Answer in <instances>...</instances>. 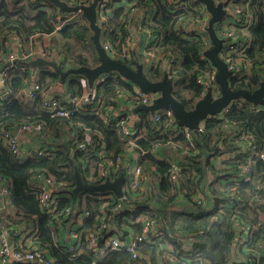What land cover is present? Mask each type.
Segmentation results:
<instances>
[{"label": "trees", "instance_id": "1", "mask_svg": "<svg viewBox=\"0 0 264 264\" xmlns=\"http://www.w3.org/2000/svg\"><path fill=\"white\" fill-rule=\"evenodd\" d=\"M64 1L71 3L74 0ZM229 3L242 8L241 18L235 22L238 23L239 33L245 32L247 35L249 47L245 57L251 63L249 74L229 77V87L252 93L264 83V0H229ZM139 8H143V12L140 11L144 16L135 30L142 38V33L150 38L145 48L149 57H179L168 71L160 65H149L146 76L156 82L167 74L173 82L172 94L175 99L186 110L193 109L206 92L208 86L205 81L214 69L209 60L203 57L204 52L211 48L209 36L202 28H205V9L193 0H185V4L178 8L167 0H127L125 6L120 8L108 4L104 20H98L101 26L100 42L102 46H108L105 52L114 60L129 65L137 63L143 69L150 58L138 52V39L136 33H132L134 24L131 23L132 12ZM66 15L59 13L45 0H0V69H3L4 82L0 87V132H13L22 123L40 124L46 129L48 138L42 146L54 149L49 157L18 158L0 146V178L9 192L5 198L7 204L0 209L2 225L6 222L12 226L23 224L32 230L37 229L35 246L47 249L54 264H130V256L125 251L112 252L103 259L93 260L85 248L83 254L75 256L66 247V240L61 241L59 234L67 229L57 224L66 219L65 208L71 207V216L78 211L89 212L83 225L77 229L84 239L99 227L98 216L101 206L106 203L108 205L101 215L106 214L110 221L114 218L120 229L115 231L109 228L102 236L117 234L126 240L129 232L141 235L142 225L135 222L139 214H144L151 227L164 234L165 242L173 248L169 253L159 245L145 241L137 244L140 258L147 257L150 264H264V255L255 256L264 244V226L255 209L247 204L252 197V184H234L231 179V174L239 166L245 165L244 159L248 155L244 145L235 146L241 133L250 135L256 150L264 152V107L243 99L233 101L223 119H206L198 130L186 137L173 116H160V121L155 123L149 112L134 114L133 108L126 102L122 104L129 108L128 115L113 114L112 121L105 122L101 114L117 107L119 92L131 94L133 85L117 74H106L107 78H101L89 88L84 77L71 75L63 83L62 95H55L60 105L68 107V100L79 99L83 94L89 95V103L66 117L51 116L43 108L44 94L55 90L60 80L59 74L49 68H33L22 63V60L4 67V58L11 53V36L18 35L27 44L31 39L46 36L49 44H46L45 56L55 61L62 70L95 67L98 54L90 39L92 32L81 14L78 20L56 29ZM192 25L204 30V39L181 37L185 29H191ZM152 37L158 40L153 41ZM198 79L203 82L199 83ZM211 84L217 86L215 81ZM29 86L33 87L34 97L31 101H24L20 91ZM216 92L218 94H213L212 90L213 95H219V91ZM127 117L132 130L137 128L139 131V139H134V136L129 140L122 139L120 131ZM85 134L100 142L96 151L106 156L124 157L128 150L139 155L143 179L133 189L125 179L128 190L123 198H109L110 194L114 195L109 191L104 194L84 191L73 194L76 169L83 182L89 183L87 172L81 170L84 154L75 143L82 141ZM65 143L68 147L64 146ZM226 152H233V155L224 161L216 159ZM85 158L89 159L88 156ZM168 161L177 164L174 171ZM89 163L95 173V155L90 157ZM122 169L121 165L119 173L112 180L122 174ZM251 171L253 178L264 179V162L255 158ZM38 174L51 176L70 187L67 191L70 198L58 200L55 215L43 214L35 194L29 190V179ZM173 175L175 178L171 180ZM104 195V199L99 198ZM198 196L204 199V206L197 204ZM231 199L245 201L219 208ZM117 203L121 207L119 212L112 210ZM244 224L250 228L249 239L244 247L233 248L237 225ZM182 238L194 240L191 243L193 253L188 260L179 257ZM15 241L22 243L23 239L16 236ZM163 253L174 258V261L160 258L162 262L159 263ZM140 263L149 264L142 260Z\"/></svg>", "mask_w": 264, "mask_h": 264}, {"label": "built area", "instance_id": "2", "mask_svg": "<svg viewBox=\"0 0 264 264\" xmlns=\"http://www.w3.org/2000/svg\"><path fill=\"white\" fill-rule=\"evenodd\" d=\"M64 1V0H63ZM92 0H74L71 3H67L71 6H80V5H88ZM121 3V0H103L102 3L99 4L97 8V21L104 20L105 14L108 12V4H115V2ZM124 4H126L127 0H123ZM170 4L175 6V8L181 7L185 4V0H167ZM215 3L224 2V10L227 11L229 14L225 16L219 23L214 24V30L216 35L223 40L222 47L218 53V57L226 64L227 69L231 72V76H245L249 74L251 69V63L249 59L245 57V52L249 47V41L247 40V35L245 32L242 34L239 33L238 29V21L240 20V12L241 7L238 5H233L231 3L227 4L229 0H213ZM234 2V0H232ZM141 11L143 8H139ZM143 12V11H142ZM207 13V12H206ZM80 13H72L67 14L64 16L63 19L59 21L56 25V29L59 30L64 27V24L71 22L72 20H78ZM210 16L208 13L204 15V24L205 28L202 27L205 31L208 26ZM237 21V22H235ZM197 25H192L191 29H185L183 34L181 35L184 39H204L205 32ZM207 32V31H206ZM141 34V33H140ZM144 38H149L142 33ZM43 38H47L44 36ZM11 41H13L17 46V51L11 52L8 55V60L14 65L16 60H22L23 62H27L30 60H34L36 58H43L45 60L49 59L45 56V50H40L43 45L39 43V40L42 39H35V41H29V43H25L22 41L21 37L18 35L11 36ZM153 41H157L156 37H152ZM150 40V38H149ZM10 42V41H9ZM148 46V43L145 42V46L142 49H138V52L141 55L149 57V53L145 50ZM103 49L106 51L108 46H103ZM264 56V55H263ZM204 57V55H203ZM147 68H144V71H148L149 65L156 66L160 65L162 68H166L168 71L171 68V65L174 61L179 58L178 56L174 55H165L162 58L152 56L149 57ZM101 78H107V75H102L96 82H98ZM212 81H215V69L213 72L208 75V79H206L205 83L208 87H211L213 90V86L211 84ZM198 82H203L202 79H198ZM4 82L2 79V86ZM1 87V86H0ZM207 87V88H208ZM216 90L218 91V87L215 86ZM33 87L29 86L26 87L22 91H20V96L24 101H31L34 97ZM218 94V92H216ZM213 95V97H218V95ZM45 100L43 101V108L45 112L51 116H61L66 117L74 112H77L81 107L87 105L85 103V99H70L67 101L69 107H63L60 105L59 100L56 97H52L48 99L49 94L45 93ZM157 93L146 94L141 92L136 86L132 87V100L129 102L130 108H136L137 106L144 105L150 106L154 102L156 98H158ZM120 101V100H119ZM124 108H123V107ZM122 106L119 105L117 107H112L107 110L104 114H101V118L105 122H111L112 117L111 115L122 114V112H127V109L124 104ZM264 107V106H262ZM228 108V107H227ZM225 108L221 113L209 116L207 119H215L221 120L224 118L228 109ZM160 111H156L153 115L154 122L158 123L160 121V116H166L171 118L173 116L172 112L169 110H164L161 113ZM135 118H137L135 116ZM201 126V125H200ZM18 133H23L28 140L31 138H38L39 144L36 145L32 141L29 144L22 143L19 141L17 137L12 136L11 131L2 130L0 132V146L7 148L13 155L17 156L18 158H42L44 156L49 157L52 155L54 149L51 147L42 146L43 143L47 141V133L46 129L43 125L40 124H20L16 127ZM185 136L188 137L187 131L183 129ZM122 132V139L129 140L133 135L132 124L129 125L128 117L125 125L122 126L120 133ZM131 142V141H130ZM77 148L80 152L84 154V161L81 166L82 172H87L89 183H84L85 185L89 186H97L105 183L106 181L113 182L116 179L112 180L113 177L119 173V168L122 165V175L124 177V183L122 186V193L126 190L125 179L128 183H131V188H136L138 185L139 180H142V169L139 165V155L132 152V150H128L124 157L106 156L103 152H97V148L100 145L99 141H94L90 135L86 134L82 141L76 142ZM238 145H244L246 151L248 152L245 165L239 166L237 170L231 174V179L234 184L238 182H251L252 184V197L250 201H248V205L252 206L255 209V212L258 215L260 223L264 226V179L258 177H252L251 171V164L255 158L260 159L264 162V155L258 151L252 150L251 148V136L246 134L245 132L241 133L240 138L238 139ZM105 148V146H103ZM96 156L97 158V167L95 169V173H93L92 165H90V157ZM232 154L229 152L221 153L217 156V160H227L230 158ZM85 156H88L89 159H86ZM172 164L173 171L175 170V166L177 164L168 161ZM81 175V174H80ZM121 175V174H120ZM174 175L171 176V180H174ZM83 181V180H82ZM126 181V182H127ZM29 190L35 194L39 208L43 214L47 215H55V212L58 210V200L61 198H70L67 191L70 189L69 185L62 181H56L53 177H49L43 174H38L32 176L29 179ZM74 189V188H73ZM141 189L144 190V187L141 186ZM8 189L5 186V182L3 179L0 178V201L2 205H0V209H4V206L7 204L5 198L8 197ZM104 194V193H101ZM113 194V193H112ZM115 195H109L108 197L111 198ZM123 196L121 198H123ZM106 195L100 196V199H104ZM120 198V199H121ZM118 199V198H117ZM197 204H201L204 206V199L198 196ZM245 200L242 199H231L225 206L220 205L219 208H228L234 206L236 202L244 203ZM108 204H104L101 206L100 215L98 216L99 227L97 230L88 233L85 238L83 239L82 233L77 232V229L81 227L86 219L89 216V212L84 211L76 212L75 215L72 217L69 208H65L64 212L67 216L66 219L60 223L58 222L57 226L60 228L67 229V238L70 242L66 243V247L68 248L69 252L73 253L75 256L83 254V248L87 250L86 252L88 255L94 259H103L108 254L117 251H125L130 256V264H141L140 263V255L138 253L137 244L140 241H145L150 244H161L162 238L161 234L157 231L152 232L150 227L151 224L148 219L144 216V214H139L135 218L136 223H140L142 225V232L141 235H136L132 232H129L127 239L125 240L124 236L119 237V235L115 234H107L102 236L105 231L109 228L113 230L120 229L119 224H115L114 218L110 221L106 214L103 216L101 213L105 212L104 207ZM121 209L120 204L117 203L113 206L112 210L115 212H119ZM118 226V227H117ZM249 226L247 224L244 225H237V243L233 248L237 247H244L245 243L248 241L249 237ZM70 230V231H69ZM63 232V230L61 231ZM151 233V234H150ZM38 230L31 229L30 226H25L21 224L19 226V230L17 231V236L23 239L22 243L16 242L15 239H9L7 235V230L0 222V264H54V259L51 257L47 249H43L40 247L35 246V241L37 240ZM61 238V237H60ZM188 243H193L194 240L190 238H186ZM64 239H61L63 242ZM86 240V241H85ZM85 241V242H84ZM261 252L264 253V244L260 246V250L257 251L255 256H261ZM193 251L191 250L190 254L186 257L190 258L192 256ZM185 257V256H184ZM160 258L162 260H173L174 258H169L168 254H161ZM184 262V261H183Z\"/></svg>", "mask_w": 264, "mask_h": 264}, {"label": "water", "instance_id": "3", "mask_svg": "<svg viewBox=\"0 0 264 264\" xmlns=\"http://www.w3.org/2000/svg\"><path fill=\"white\" fill-rule=\"evenodd\" d=\"M45 1L54 6L61 14L80 13L92 32L90 39L98 54V64L93 68L82 66L62 70L55 61L45 60L43 58L22 62L33 68H49L56 71L60 76V80L56 85L58 88H61L64 81L71 75H81L84 77L88 87L92 88L94 82L102 75L117 74L131 85L136 86L141 92L146 94L157 93L159 95L152 105L137 106L133 110L134 113L147 111L153 116L158 110H169L172 112L177 126L185 129L187 133L198 130L202 122L209 116L221 113L233 101L243 99L255 106H264V83H261L259 88L252 93L246 90H232L229 87L231 72L228 71L226 64L218 57L223 40L216 35L214 30V24L219 23L225 16L229 15L227 11L224 10V2L222 1L215 3L213 0H193L200 4L210 16L206 31L211 42V48L205 51L203 55L209 60L212 68L215 69V83L218 87L219 95L218 97H213L212 88L208 87L204 95L195 103L191 110H186L183 104L175 99L172 94L173 82L168 78L167 74H164L160 81L152 82L146 76L147 72L144 71L142 65L137 63L134 65L123 64L121 61L114 60L108 56L100 42L101 26L97 21V8L103 0H92L88 5L80 6H71L63 0ZM11 64V62H8L4 64V67H8ZM2 70L3 69H0V86H2ZM51 98L52 96L48 97V99ZM12 136L17 138H21V136L25 137L23 133H18L16 130L12 132ZM30 141L36 145L39 144L38 138H31ZM64 146L68 147L66 143ZM74 174L76 183L73 189L74 195L81 191L95 193H105L109 191L118 199L123 196L122 186L124 177L122 174L113 182L106 181L97 186L83 184L81 175L77 169ZM0 205H2L1 201ZM236 243L237 236L233 240V247Z\"/></svg>", "mask_w": 264, "mask_h": 264}, {"label": "rangeland", "instance_id": "4", "mask_svg": "<svg viewBox=\"0 0 264 264\" xmlns=\"http://www.w3.org/2000/svg\"><path fill=\"white\" fill-rule=\"evenodd\" d=\"M76 1H79V0H76ZM179 2H180V0H179ZM30 41H35V40H33V39H31ZM39 43L40 44H42L43 45V47L40 49V50H47V48H48V46L46 45V44H49V42H48V40H47V38H42V39H40L39 40ZM143 46H145V44L143 45ZM137 49H139V48H137ZM47 60H50V59H47ZM53 61V60H52ZM9 62V60L7 59L6 61H4V64H6V63H8ZM216 88H215V85L213 86V94H215L216 93ZM132 94V93H131ZM88 97H89V95L88 94H83L82 95V97L80 98V99H85L86 101H85V103L88 105V103H89V99H88ZM117 98L120 100L119 102H120V105L122 106V102H126V104H128L129 105V102H130V100H132V97H130V94H128V93H123V92H119V94H118V96H117ZM68 107H69V104L67 105ZM258 106V105H257ZM123 107V106H122ZM258 107H262V106H258ZM124 108V107H123ZM114 109H115V107H114ZM134 110V109H133ZM138 113V112H137ZM97 114V113H96ZM136 114V113H135ZM121 115H123V116H126V115H128V113L127 112H122V114ZM137 119V118H136ZM86 135V134H85ZM132 136H134V139H139L140 137V135H139V131L137 130V128H135V129H133V135ZM250 136V135H249ZM133 142V141H132ZM235 146H238V140L235 142ZM251 148H252V150L254 149L255 151H257L256 150V148H255V145H254V142L253 141H251ZM260 153H262L263 155H264V152H260ZM231 154L233 155V152H231ZM150 229H151V231L152 232H154V231H157L158 233H160L161 234V238H162V243L161 244H159V246L161 247V248H163L164 250H166L168 253L169 252H171L172 250H173V248H172V246H171V244H167L166 242H165V240H166V238H165V236H164V234L162 233V232H160V231H158V230H155L153 227H150ZM181 252L179 253V257H183V259H186L187 258V260H188V257H186V256H188L189 254H190V252H191V244L190 243H188V241H187V239H184V238H182L181 239ZM155 245H158V244H155ZM185 256V257H184ZM140 260H142L143 262H147V263H149L150 264V262H149V260H148V258L147 257H144V258H140ZM159 263H161L162 261H161V259H160V257H159V261H158Z\"/></svg>", "mask_w": 264, "mask_h": 264}, {"label": "crops", "instance_id": "5", "mask_svg": "<svg viewBox=\"0 0 264 264\" xmlns=\"http://www.w3.org/2000/svg\"><path fill=\"white\" fill-rule=\"evenodd\" d=\"M117 2L118 1H116L115 4H113V5L118 7V8L125 6L123 0H121L122 5H121V3H117ZM132 16H133V21L131 23L134 24L133 27H132V29H133L132 33L134 34V33H136L135 27H136V25H139V22L143 18L144 14H142L140 9H135L132 12ZM136 38L138 39V43L136 45V48H139V50L143 48V45L145 44V42L149 43V41H150L149 38H142L138 33H136ZM10 43H11V47H10L11 52H15L16 53V51H17L16 44L13 41H10ZM132 47H134V45ZM6 60H7V57L4 58V61H6ZM146 68H147V65H146ZM63 91H64V87L63 86L61 88L56 87L54 91L49 93V95H51L52 97H55V95L59 96L61 93H63ZM18 139L22 143H25V144H29L30 143V140H28L27 137H24V136L22 137L21 136V138L18 137ZM3 226L7 230V235L9 237V239H13V238L15 239V237L17 236V231L19 230V226H12L11 224H8L6 222L4 223ZM10 233L12 234V236H11ZM59 235H60L61 239L65 238V240H66L65 242H67V243L70 242L69 239L67 238V232L66 231L63 230V232H61ZM261 254L264 255L263 252H261ZM169 261H171V260H169ZM173 264H177V262H175Z\"/></svg>", "mask_w": 264, "mask_h": 264}]
</instances>
